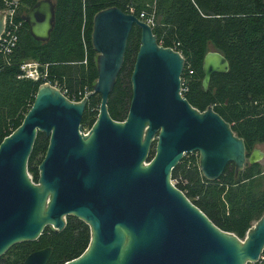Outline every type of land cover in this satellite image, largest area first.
Wrapping results in <instances>:
<instances>
[{"label": "water", "instance_id": "obj_1", "mask_svg": "<svg viewBox=\"0 0 264 264\" xmlns=\"http://www.w3.org/2000/svg\"><path fill=\"white\" fill-rule=\"evenodd\" d=\"M0 11V38L5 28ZM31 35L50 40L55 0H39L23 16ZM92 44L98 53V80L82 100L69 99L50 82L39 86L22 124L0 144V258L14 245L36 241L47 227L62 231L67 217L88 224L91 240L77 258L63 264H248L264 252V215L244 239L222 230L172 180L186 154H199L210 181L228 163L236 175L263 161L213 106L201 111L184 97L185 58L161 45L152 25L119 7L99 11ZM141 44L131 75L132 99L125 120H114L109 99L123 68L132 30ZM32 65L36 62L29 61ZM230 64L217 50L203 62L202 86ZM46 66L37 67L38 78ZM99 94V113L85 131L83 114ZM39 132L49 138L35 182L28 163ZM155 150L151 155V151ZM51 246L29 254L24 264H48Z\"/></svg>", "mask_w": 264, "mask_h": 264}, {"label": "trees", "instance_id": "obj_2", "mask_svg": "<svg viewBox=\"0 0 264 264\" xmlns=\"http://www.w3.org/2000/svg\"><path fill=\"white\" fill-rule=\"evenodd\" d=\"M38 1L0 0V10L15 9L19 39L10 53H0V144L22 124L42 83L50 82L74 101L94 90L98 53L92 44L93 20L108 7L152 21L158 42L179 50L185 58L184 97L201 111L213 106L245 140L248 156L264 143V0H55L56 25L47 42L36 40L23 19ZM129 35L124 65L109 99L110 115L118 121L129 113L130 74L141 44L138 27ZM212 49L228 59L230 68L213 74L205 90L203 62ZM29 61L46 66L43 77L25 76L21 65ZM100 102L99 94L87 102L84 128L96 121ZM48 145L49 138L39 132L28 163L35 182ZM198 164V153L185 155L173 170L175 185L215 225L244 239L264 215V167L248 163L236 175L234 164L228 163L221 177L210 181ZM66 223L62 231L47 227L38 240L12 246L0 264H24L29 254L49 246L53 255L48 264L77 258L87 249L91 230L75 216H68Z\"/></svg>", "mask_w": 264, "mask_h": 264}, {"label": "built area", "instance_id": "obj_3", "mask_svg": "<svg viewBox=\"0 0 264 264\" xmlns=\"http://www.w3.org/2000/svg\"><path fill=\"white\" fill-rule=\"evenodd\" d=\"M6 11V18H5V28L3 31V34L1 35L0 38V53L6 55L8 53H10L12 50V48L15 46L18 36L16 34V30L18 29L17 24H15V9L14 8H8L5 10ZM150 24L152 23V21L147 20ZM38 63H34L32 65V63L29 62H25L22 66V70L25 72V76L29 77V78H34V79H40L38 78V73L36 74V71H32V69L36 70L38 65ZM190 73H193L190 70ZM44 76V75H43ZM42 76V77H43ZM182 85H184V83L182 82ZM181 85V86H182ZM55 86V85H54ZM57 87V86H56ZM183 86H182V91H183ZM264 263V252L262 253V255L260 256V259L258 262H249L248 264H263Z\"/></svg>", "mask_w": 264, "mask_h": 264}, {"label": "rangeland", "instance_id": "obj_4", "mask_svg": "<svg viewBox=\"0 0 264 264\" xmlns=\"http://www.w3.org/2000/svg\"><path fill=\"white\" fill-rule=\"evenodd\" d=\"M0 11H5V10H0ZM5 13H6V11H5ZM7 14V13H6ZM146 21V20H145ZM148 22V21H147ZM152 25V24H151ZM162 45V44H161ZM213 50V49H212ZM38 65V64H37ZM39 66V65H38ZM32 71H36V74L38 73L37 72V69L36 70H34V69H32ZM90 129V128H89ZM88 129V127H85L84 128V130L85 131H88L89 130ZM257 148H259L261 151L263 150L264 151V143H260V144H258L257 146H256ZM190 154H193V153H190ZM196 154H197V152H196ZM187 155V154H186ZM262 167H264V159H263V161L261 160L260 162H258ZM31 175V174H30ZM32 176V175H31Z\"/></svg>", "mask_w": 264, "mask_h": 264}]
</instances>
